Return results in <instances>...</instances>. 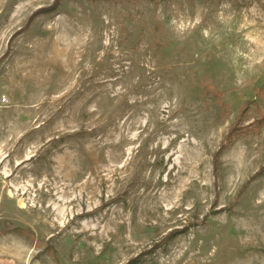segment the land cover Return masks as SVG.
<instances>
[{
  "label": "rangeland",
  "instance_id": "obj_1",
  "mask_svg": "<svg viewBox=\"0 0 264 264\" xmlns=\"http://www.w3.org/2000/svg\"><path fill=\"white\" fill-rule=\"evenodd\" d=\"M262 117L264 0H0V264H264Z\"/></svg>",
  "mask_w": 264,
  "mask_h": 264
},
{
  "label": "trees",
  "instance_id": "obj_2",
  "mask_svg": "<svg viewBox=\"0 0 264 264\" xmlns=\"http://www.w3.org/2000/svg\"><path fill=\"white\" fill-rule=\"evenodd\" d=\"M241 115L243 116V113H242ZM240 117H241V116H240ZM255 127L258 128V129L264 127V117L260 118L259 120H257V121L255 122ZM218 158H219L218 155L215 156V160H214V161L217 162ZM177 235H178L177 232H173V233L170 235V237H175V236H177ZM128 264H131V262L128 263Z\"/></svg>",
  "mask_w": 264,
  "mask_h": 264
}]
</instances>
